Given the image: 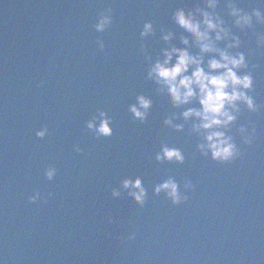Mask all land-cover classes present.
<instances>
[{
  "label": "water",
  "instance_id": "water-1",
  "mask_svg": "<svg viewBox=\"0 0 264 264\" xmlns=\"http://www.w3.org/2000/svg\"><path fill=\"white\" fill-rule=\"evenodd\" d=\"M182 3L191 6L190 0H0L4 264H264V109L241 106L228 134L242 155L221 163L200 153L192 122L147 76V56L155 59L168 46L161 26L176 33L180 46L171 11ZM237 3L245 11L264 9V0ZM109 8L112 23L97 31V15ZM218 11L244 42L240 50H253L250 60L259 68L252 94L264 105V53L253 35L264 25L245 35L225 0ZM145 20L155 33L142 37ZM140 93L152 99L145 121L129 111ZM100 111L111 117L110 136L87 126ZM169 117L183 129L165 124ZM249 121L256 134L246 145L238 129ZM45 125L48 134L38 137ZM162 145L179 148L184 162L157 160ZM49 165L57 169L52 180L44 175ZM126 177H139L147 190L143 206L123 187ZM169 177L186 201L174 204L154 191ZM188 181L193 187H185ZM36 191L42 198L29 201Z\"/></svg>",
  "mask_w": 264,
  "mask_h": 264
},
{
  "label": "clouds",
  "instance_id": "clouds-1",
  "mask_svg": "<svg viewBox=\"0 0 264 264\" xmlns=\"http://www.w3.org/2000/svg\"><path fill=\"white\" fill-rule=\"evenodd\" d=\"M190 3L191 6L189 3H182L171 11L172 22L182 30L179 36L180 46L173 43L176 33L161 26V38L168 46L163 47L155 59L151 55L147 56V76L156 83L158 91L167 96L173 107L182 109L179 116L184 122H192L191 130L202 138L197 145L200 153L205 156L210 154L213 160L221 163L231 162L242 155L233 136L228 134L229 126L237 120L242 110L241 106L252 113H259L264 109V105L258 103L252 94L255 90L253 73L259 68V64L250 60L252 49L240 50L244 42L240 35L231 30L218 11L220 0H190ZM225 4L227 15L233 18L232 23L245 35L248 34L247 30L254 29L257 24L264 25V9L253 7L250 11H245L238 6L237 0H225ZM112 21V9L109 8L97 15L95 28L97 31H104ZM154 33L153 22L145 20L140 35L147 37ZM253 35L256 37V50L264 53V33L254 32ZM220 41L225 42L224 47L219 46ZM98 44L103 49V41H98ZM193 48L198 51L193 52ZM43 83L44 81H40L41 85ZM151 106V97L140 93L136 97V103L129 105V111L135 119L145 121ZM164 123L178 131L184 127L182 123L173 124V117L166 118ZM87 126L95 129L99 135L112 134L111 117L103 111H100L98 117L93 116L87 121ZM238 131L242 134L244 144L253 143L256 134L254 122L241 124ZM47 134L46 125L36 130L38 137L43 138ZM77 151H80L78 146ZM156 159L183 163L184 155L179 148L162 145ZM56 173L54 165H49L44 170L48 180L54 179ZM122 184L129 190V196L143 206L147 190L139 177H126ZM185 187H193L191 181L186 182ZM154 191L157 194L164 191L174 204L188 199L187 195L180 193L177 182L171 177L155 185ZM52 195L51 192L47 194L48 197ZM112 195L119 196V189H113ZM41 198L39 191L28 197L32 202ZM108 222L112 223L114 220L109 218ZM135 235L131 233L127 239L132 240ZM0 264H4L2 259Z\"/></svg>",
  "mask_w": 264,
  "mask_h": 264
}]
</instances>
